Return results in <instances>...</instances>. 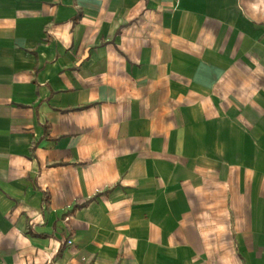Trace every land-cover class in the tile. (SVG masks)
I'll return each instance as SVG.
<instances>
[{
	"label": "crops",
	"instance_id": "obj_1",
	"mask_svg": "<svg viewBox=\"0 0 264 264\" xmlns=\"http://www.w3.org/2000/svg\"><path fill=\"white\" fill-rule=\"evenodd\" d=\"M0 264H264V0H0Z\"/></svg>",
	"mask_w": 264,
	"mask_h": 264
},
{
	"label": "rangeland",
	"instance_id": "obj_2",
	"mask_svg": "<svg viewBox=\"0 0 264 264\" xmlns=\"http://www.w3.org/2000/svg\"><path fill=\"white\" fill-rule=\"evenodd\" d=\"M68 244H69V245H71V244H72V242H68Z\"/></svg>",
	"mask_w": 264,
	"mask_h": 264
}]
</instances>
